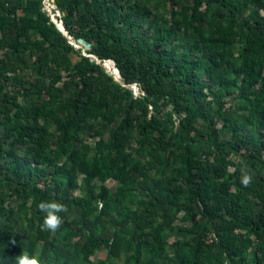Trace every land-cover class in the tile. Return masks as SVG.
Here are the masks:
<instances>
[{
  "label": "trees",
  "instance_id": "1",
  "mask_svg": "<svg viewBox=\"0 0 264 264\" xmlns=\"http://www.w3.org/2000/svg\"><path fill=\"white\" fill-rule=\"evenodd\" d=\"M43 1L0 0V264H264V0Z\"/></svg>",
  "mask_w": 264,
  "mask_h": 264
},
{
  "label": "clouds",
  "instance_id": "2",
  "mask_svg": "<svg viewBox=\"0 0 264 264\" xmlns=\"http://www.w3.org/2000/svg\"><path fill=\"white\" fill-rule=\"evenodd\" d=\"M69 39H70V37H69ZM72 43H74V42H72ZM116 71L118 73L117 69H116ZM118 75H119V73H118ZM252 179H253V177L248 171H245L243 169L241 170L240 183L242 186L248 187L251 184ZM37 207H38L39 211L44 214L43 222L40 225L41 231H49V232H53V233L56 232L61 227V225L63 223L62 217L59 214L66 211L65 206L61 203H58V202L41 201L37 205ZM10 243L15 244V241L12 240V241H10ZM15 264H40V260L35 255H30L27 252H23V253H20L18 256L15 257Z\"/></svg>",
  "mask_w": 264,
  "mask_h": 264
},
{
  "label": "rangeland",
  "instance_id": "3",
  "mask_svg": "<svg viewBox=\"0 0 264 264\" xmlns=\"http://www.w3.org/2000/svg\"><path fill=\"white\" fill-rule=\"evenodd\" d=\"M43 2H44L43 8L50 14V16L52 17V19L55 20V22L57 23V26L60 29L62 28L64 30V27H63L62 22H61V15L62 14H60L56 9H54V8H56V6L54 4V0H44ZM70 40L72 42H74V44H75L76 47H81L82 46V49H81L82 52L85 53V54H87L86 53V48H87L86 46L82 45V43H77L76 41H74V39L72 37H70ZM87 55H89V54H87ZM90 56H92V55H90ZM92 58H94L97 62H100V60L97 59L96 57L92 56ZM101 64L103 65V67L105 68V70L113 76V78H114L115 81L122 82L120 76L117 75L118 74L117 71H115L116 68H115V65H114V63L112 61H110V60H104V61H101ZM130 89H131V91H132V93L134 95H139L141 93L140 90H139V87L137 85H132L130 87ZM95 140L96 139L91 138L88 141L89 142H94ZM106 185H108L109 187H112L114 185V183L111 182V181H109V182L106 183ZM72 193L75 194V193H78V191L76 190L74 192V190H73ZM105 256H106V251L105 250H100L99 252L96 253V255L94 256V258H92V259H94V260H96L98 258L104 259Z\"/></svg>",
  "mask_w": 264,
  "mask_h": 264
},
{
  "label": "water",
  "instance_id": "4",
  "mask_svg": "<svg viewBox=\"0 0 264 264\" xmlns=\"http://www.w3.org/2000/svg\"><path fill=\"white\" fill-rule=\"evenodd\" d=\"M60 30H62L63 33L67 36V33H66L65 29L63 30V29L61 28ZM68 38H69V36H68ZM78 43H84V40L81 39V38H79V39H78ZM85 45H86V47H89V46H90L89 43H85Z\"/></svg>",
  "mask_w": 264,
  "mask_h": 264
},
{
  "label": "bare ground",
  "instance_id": "5",
  "mask_svg": "<svg viewBox=\"0 0 264 264\" xmlns=\"http://www.w3.org/2000/svg\"><path fill=\"white\" fill-rule=\"evenodd\" d=\"M116 71V70H115ZM118 75V74H117Z\"/></svg>",
  "mask_w": 264,
  "mask_h": 264
}]
</instances>
